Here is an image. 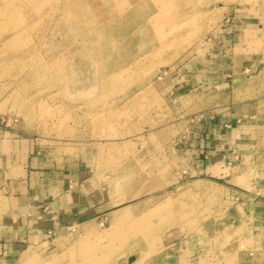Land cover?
Wrapping results in <instances>:
<instances>
[{"label":"rangeland","instance_id":"obj_1","mask_svg":"<svg viewBox=\"0 0 264 264\" xmlns=\"http://www.w3.org/2000/svg\"><path fill=\"white\" fill-rule=\"evenodd\" d=\"M235 26L259 75L231 88ZM231 103L250 126L214 125ZM262 121L264 0H0V165L30 142L93 204L13 264H264Z\"/></svg>","mask_w":264,"mask_h":264},{"label":"crops","instance_id":"obj_2","mask_svg":"<svg viewBox=\"0 0 264 264\" xmlns=\"http://www.w3.org/2000/svg\"><path fill=\"white\" fill-rule=\"evenodd\" d=\"M252 54L238 27L227 30L210 60L212 76L231 88L239 82L250 81L259 75L256 69L253 70ZM259 66L263 67L260 62ZM235 104H229V119L225 120L223 115L215 116V126L220 129L250 126L252 121L247 120V116L236 117ZM261 124L264 127V121ZM22 156L24 158L20 162L13 160L10 164L0 165V264H13L14 258L31 245L53 240L54 234L64 224H80L93 210V204L84 202L83 205L79 194L70 195L64 191L60 172L49 168L48 160L30 142L26 149L22 147ZM6 158L7 154L0 152V161ZM65 201L72 203L67 206ZM100 216L103 214L97 217ZM152 262L215 264L206 254L200 253L196 257L192 253H178L174 256L171 252L162 259L154 257Z\"/></svg>","mask_w":264,"mask_h":264},{"label":"built area","instance_id":"obj_3","mask_svg":"<svg viewBox=\"0 0 264 264\" xmlns=\"http://www.w3.org/2000/svg\"><path fill=\"white\" fill-rule=\"evenodd\" d=\"M229 19V18H228Z\"/></svg>","mask_w":264,"mask_h":264}]
</instances>
